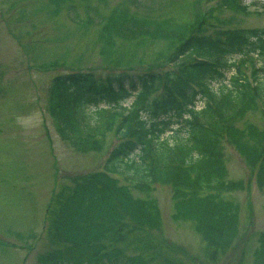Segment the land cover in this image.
<instances>
[{"label":"rangeland","instance_id":"obj_1","mask_svg":"<svg viewBox=\"0 0 264 264\" xmlns=\"http://www.w3.org/2000/svg\"><path fill=\"white\" fill-rule=\"evenodd\" d=\"M121 1L0 0V264H42L41 254L53 249L80 259V248L61 239L56 228L66 218L61 200L80 182L104 171L107 152L116 141L112 133L104 151L81 152L62 138L48 110L53 77L73 70L105 77L175 67L169 57L176 45L171 44L173 31L138 33L127 22L138 13L190 26L196 0H137L126 16H119L125 4ZM218 1L201 0V16L210 30L264 27V0H245L250 4L242 11L219 7ZM213 6L208 19L206 11ZM164 51L172 52L162 55ZM213 86L219 89L220 82ZM258 100L259 108L238 120L225 116L234 131L224 145L229 176L241 182L224 197L236 212L228 244L208 242L200 221L180 214L172 185L156 183L139 191L125 178L107 173L126 187L133 204L130 208L119 198L104 201L106 212L95 221L111 228L109 246L148 264H255L264 236V187L256 176L264 147V97ZM203 104L199 101L198 108Z\"/></svg>","mask_w":264,"mask_h":264},{"label":"trees","instance_id":"obj_2","mask_svg":"<svg viewBox=\"0 0 264 264\" xmlns=\"http://www.w3.org/2000/svg\"><path fill=\"white\" fill-rule=\"evenodd\" d=\"M121 2L125 4L119 16H126L124 12L137 5V0ZM203 2L195 1L190 26L138 13L131 14L132 20L127 22L138 33L160 36L163 28L173 31L175 49L162 55L171 53L174 68L108 73L105 77L92 70H73L53 77L48 110L62 138L81 152L104 151L112 133L116 141L107 152L104 171L80 182L61 200V212L67 219L56 228L61 239L80 248V259L53 249L41 254L40 263L148 264L110 247L106 241L112 242L111 228L95 221L106 212L103 203L108 198L133 206L131 194L111 175L125 178L139 191L156 183L172 185L178 211L200 221L208 242L224 246L232 239L235 226L230 219L236 218V212L224 197L239 189L241 182L229 176L224 145L234 131L225 116L238 120L248 110L258 109V98L264 97V27L210 30L204 26L206 17L201 16ZM217 4L242 11L250 3L219 0ZM214 8L205 9L208 19ZM125 22L126 17L122 24ZM214 81L220 82L219 89ZM130 97L135 98L125 105ZM201 100L203 107L198 108ZM256 162L257 181L264 187V147ZM77 222L84 226L72 227ZM255 264H264V236Z\"/></svg>","mask_w":264,"mask_h":264}]
</instances>
